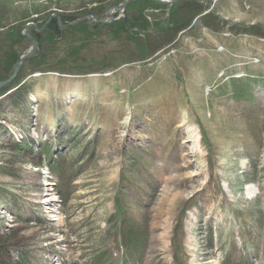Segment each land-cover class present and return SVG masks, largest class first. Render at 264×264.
Wrapping results in <instances>:
<instances>
[{"label": "rangeland", "instance_id": "1", "mask_svg": "<svg viewBox=\"0 0 264 264\" xmlns=\"http://www.w3.org/2000/svg\"><path fill=\"white\" fill-rule=\"evenodd\" d=\"M141 1L0 0V264H264V0Z\"/></svg>", "mask_w": 264, "mask_h": 264}, {"label": "trees", "instance_id": "2", "mask_svg": "<svg viewBox=\"0 0 264 264\" xmlns=\"http://www.w3.org/2000/svg\"><path fill=\"white\" fill-rule=\"evenodd\" d=\"M143 2H148L150 0H142ZM141 1V2H142ZM138 1H132V2H129L128 5H134L135 3H137ZM62 22L63 23H68L70 21V16H63L61 18ZM59 17H57L56 15L55 16H52V17H49L47 22L45 23V28L44 30L47 31L48 35L50 37H56L57 34H59V30H60V26H59ZM42 24L40 23L39 26H41ZM65 31L67 29H64ZM29 34L31 36H33L39 43H41L40 41V35L39 33L33 29V28H30V30H28ZM35 56H37V50L34 54H32L29 58H28V61L29 60H33V58L35 59ZM27 63H30L31 64V61L30 62H25L23 63L21 69H20V73L21 74H29L30 72H33V71H40V69H38L39 67L37 66V63L33 64L34 66H29V65H26ZM2 64H5V67L4 65L2 66ZM14 57L12 56L11 60H2L1 56H0V81H3L4 79H6L7 77L10 76V74L13 73L14 71ZM24 69V70H23ZM19 73V72H18ZM19 73V74H20ZM3 85L0 86V91H2L3 89Z\"/></svg>", "mask_w": 264, "mask_h": 264}, {"label": "water", "instance_id": "3", "mask_svg": "<svg viewBox=\"0 0 264 264\" xmlns=\"http://www.w3.org/2000/svg\"><path fill=\"white\" fill-rule=\"evenodd\" d=\"M157 1H160V2H168L169 0H157ZM129 2V1H128ZM111 16H112V14H110ZM77 21V20H76ZM74 22V21H73ZM59 25H61V26H64V24L63 23H61L60 21H59ZM28 35V34H27ZM28 37L32 40V42H33V47L27 52V53H25V54H23V55H21L20 57H19V59H18V61H17V63H16V66H15V69H14V71H13V73L9 76V77H7L6 79H4L3 81H0V86L1 85H4V84H6V83H8L9 81H11L15 76H16V74L18 73V70H19V67H20V62L23 60V59H25L31 52H33L35 49H36V47H37V45H38V43H37V40L33 37V36H30V35H28Z\"/></svg>", "mask_w": 264, "mask_h": 264}, {"label": "bare ground", "instance_id": "4", "mask_svg": "<svg viewBox=\"0 0 264 264\" xmlns=\"http://www.w3.org/2000/svg\"><path fill=\"white\" fill-rule=\"evenodd\" d=\"M46 200L49 201L47 204H50V205H51V202H50L51 199H50V198H49V199L47 198ZM53 212H54V211H53Z\"/></svg>", "mask_w": 264, "mask_h": 264}]
</instances>
